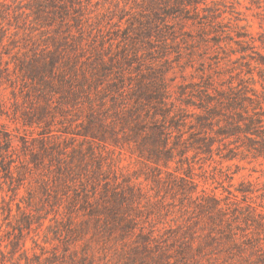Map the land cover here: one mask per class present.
I'll use <instances>...</instances> for the list:
<instances>
[{
  "label": "trees",
  "instance_id": "1",
  "mask_svg": "<svg viewBox=\"0 0 264 264\" xmlns=\"http://www.w3.org/2000/svg\"><path fill=\"white\" fill-rule=\"evenodd\" d=\"M32 1L38 36L0 0V264H264V33L208 0H145L131 57L84 60L59 26L44 39L66 6ZM202 44L215 66L171 79Z\"/></svg>",
  "mask_w": 264,
  "mask_h": 264
},
{
  "label": "rangeland",
  "instance_id": "2",
  "mask_svg": "<svg viewBox=\"0 0 264 264\" xmlns=\"http://www.w3.org/2000/svg\"><path fill=\"white\" fill-rule=\"evenodd\" d=\"M7 1L9 3L16 1L24 5L30 15V21L32 22L30 26H32V30H36L35 33L38 36L40 31L43 30L44 24L33 22V16L30 14V9L33 8V1ZM211 1H216V4H212ZM58 2L59 6H66L68 11L65 16L52 20V26H49L50 29L44 34L46 43L51 46V42L47 37H56L55 31L59 26L58 31L61 37L64 39L68 35L70 42L76 47L74 50L69 49L71 55L76 52L84 60H92L97 54L103 55L107 60L111 56L119 58L121 55L126 54L131 57L136 44L133 38L134 35L131 34L130 36V31L133 25L137 23V19L147 15L146 13H141L145 9V0H59ZM208 2L211 7L218 10L217 13L223 15V19L226 22L235 23V21H238L239 24L247 26L248 30L254 33L255 36L264 33V0H208ZM62 18L65 20L63 25H61ZM54 28L55 31H53ZM189 29L194 32L197 31V27L193 25H190ZM70 33L73 34V38L69 35ZM141 44L142 46H147V44ZM200 47L202 48L192 55L191 62H187V55L181 57L183 61L188 63L187 65L177 64V62L171 64L172 70L168 74L171 79H176L175 81L178 83L183 82V77L187 81L196 80L203 73L210 71V65L215 66V56H213L212 52L208 51L203 44ZM154 56L158 57L157 54H154ZM172 58L180 60V57L175 53L172 54ZM160 61V59L156 58V63H160ZM144 62L150 63L149 58H144ZM5 94L10 95L9 91L5 92ZM18 127L19 125L9 124L10 130L16 131L15 129ZM19 132L23 133V128L19 127ZM86 146L84 144L83 147L86 148ZM244 165L245 169L234 175L231 182L234 185L233 188L238 186L242 180L258 181L257 176L259 174L255 172L261 169L258 163L252 162ZM120 166L135 170L138 167V163L126 154L122 157ZM223 166L225 169L227 165ZM205 168L210 169L211 167L207 164ZM236 170L237 168L232 167L231 172ZM200 181L203 187L214 190L217 194L223 192L219 183L213 180H209L207 184L202 180ZM224 185L228 186V183L226 182ZM259 189H264V184L260 185ZM257 201L259 202L260 200L258 199ZM45 232L44 229L40 230L39 236L36 237L40 244H43L42 240L45 238ZM33 246L32 241L28 239L27 247L31 250Z\"/></svg>",
  "mask_w": 264,
  "mask_h": 264
}]
</instances>
